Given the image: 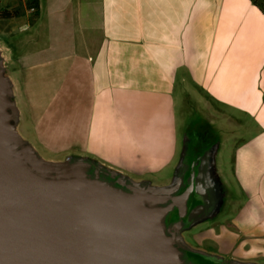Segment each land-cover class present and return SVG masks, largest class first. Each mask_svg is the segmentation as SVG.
Segmentation results:
<instances>
[{
  "label": "crops",
  "instance_id": "crops-1",
  "mask_svg": "<svg viewBox=\"0 0 264 264\" xmlns=\"http://www.w3.org/2000/svg\"><path fill=\"white\" fill-rule=\"evenodd\" d=\"M27 25L7 61L22 139L155 185L205 154L215 200L188 230L197 250L264 264V13L251 0H40Z\"/></svg>",
  "mask_w": 264,
  "mask_h": 264
},
{
  "label": "water",
  "instance_id": "water-1",
  "mask_svg": "<svg viewBox=\"0 0 264 264\" xmlns=\"http://www.w3.org/2000/svg\"><path fill=\"white\" fill-rule=\"evenodd\" d=\"M13 105L8 93H0V264H191L185 252L213 264H244L193 250L182 240L215 200L201 168L205 154L188 177L180 171L171 192H158L91 159L47 165L18 133ZM25 151L42 167H34ZM176 211L180 219L169 225Z\"/></svg>",
  "mask_w": 264,
  "mask_h": 264
},
{
  "label": "rangeland",
  "instance_id": "rangeland-1",
  "mask_svg": "<svg viewBox=\"0 0 264 264\" xmlns=\"http://www.w3.org/2000/svg\"><path fill=\"white\" fill-rule=\"evenodd\" d=\"M37 19H38V14L36 13L35 10L28 9L26 0H0V71H2V76L3 75L5 77L7 76L9 79L10 76L8 74L7 61L13 57V49L16 43L26 36L28 31L27 24L31 23L32 25L37 21ZM8 97L12 101L10 86L8 90ZM12 114H13L14 122L16 124V129L18 131L16 107L14 105L12 108ZM41 158L48 162L45 164L51 166L54 165L62 166L63 164L73 161L72 160L73 156L60 158L56 160H48L43 157ZM102 167L107 168L106 166L103 165ZM112 171L118 173L117 171L114 170ZM166 180L167 179L164 180L162 179L159 180V182L162 184V182ZM144 183L146 184V186L155 188L158 192H171L172 189L174 188L173 186L175 185L174 180L165 185H159V184L155 185L151 181H146ZM193 236H194L193 233L190 231L183 232L182 240L186 244L188 242V244L191 245L192 248L197 249L199 245L196 243Z\"/></svg>",
  "mask_w": 264,
  "mask_h": 264
},
{
  "label": "bare ground",
  "instance_id": "bare-ground-1",
  "mask_svg": "<svg viewBox=\"0 0 264 264\" xmlns=\"http://www.w3.org/2000/svg\"><path fill=\"white\" fill-rule=\"evenodd\" d=\"M9 79L5 78L2 76V74H0V93L2 94V97H4V94L8 93L9 90V86L10 84L8 83ZM3 117H4V123L6 125L7 128V132L8 135L10 136V139L13 142H16V134L14 131L13 126L9 123V118L6 114L5 111H3ZM23 154L25 155L26 159L36 168H41L42 166L37 162L36 158L28 153L27 151L23 152ZM41 170V169H40Z\"/></svg>",
  "mask_w": 264,
  "mask_h": 264
},
{
  "label": "flooded vegetation",
  "instance_id": "flooded-vegetation-1",
  "mask_svg": "<svg viewBox=\"0 0 264 264\" xmlns=\"http://www.w3.org/2000/svg\"><path fill=\"white\" fill-rule=\"evenodd\" d=\"M193 207H194L193 199L191 198V201L189 202V210L191 211ZM179 219L180 218H179L178 212L176 211L168 217L167 222L170 225V224H174L175 222L179 221ZM185 232H187V231H185ZM187 245L191 249L199 251L197 249L192 248L191 245L188 244V242H187ZM185 258H186L187 262L191 263V264H213L210 260L204 259L202 257H199V256L194 255V254L189 253V252H185Z\"/></svg>",
  "mask_w": 264,
  "mask_h": 264
},
{
  "label": "trees",
  "instance_id": "trees-1",
  "mask_svg": "<svg viewBox=\"0 0 264 264\" xmlns=\"http://www.w3.org/2000/svg\"><path fill=\"white\" fill-rule=\"evenodd\" d=\"M264 13V0H251ZM27 7L39 14L40 0H26Z\"/></svg>",
  "mask_w": 264,
  "mask_h": 264
}]
</instances>
